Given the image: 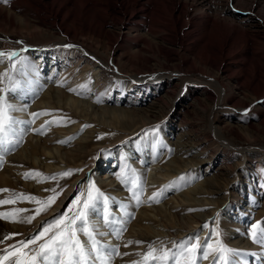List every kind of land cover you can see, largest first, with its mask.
Listing matches in <instances>:
<instances>
[{"label":"rangeland","instance_id":"374dc122","mask_svg":"<svg viewBox=\"0 0 264 264\" xmlns=\"http://www.w3.org/2000/svg\"><path fill=\"white\" fill-rule=\"evenodd\" d=\"M24 17L28 22L22 25ZM85 27L99 29L112 44L108 51L97 38L77 35V44L106 60L104 66L99 62L100 69L62 53L71 46L53 45L64 36L49 33L59 29L73 35ZM154 44L160 45L159 56ZM205 45L211 58L201 65L194 53ZM0 52L18 53L13 62L20 69L10 73L18 81L15 90L6 78L0 83L6 89L0 95L13 105L17 121L9 142L0 144V178L7 181L0 184V201L19 196L45 201L53 189L59 194L39 215L35 209L42 205L35 201L0 204V213L21 210L15 222L0 218V255L67 213L91 182L109 198L110 220L117 221L104 225L102 204L90 215L98 233H105L97 234L100 243L122 254L111 264H140L150 248L174 252L196 237L214 243L210 230L219 231L222 243L241 254V264H264V248L248 237L251 225L264 227V96L239 88H264V0H0ZM164 55L169 62L163 68L157 63ZM129 58H139L161 79L136 88L130 79L134 69L147 74L128 66ZM9 63L0 59V77L9 72ZM219 82L223 91L215 88ZM56 90L68 97L47 92ZM101 109L122 110L132 118L116 121L112 110L103 115ZM34 113L41 115L34 118ZM30 155L38 159L35 164ZM189 162L196 164L184 168ZM66 171L72 175L58 176ZM27 173L41 175L26 179ZM122 173L127 184L117 179ZM167 173L172 176L164 177ZM133 174L140 205L128 190ZM52 176L58 179H45ZM71 184L70 195L53 212ZM200 188L209 194H199ZM156 192H162L159 202H150ZM191 215L208 217L179 229L174 218L186 222ZM29 216H35L31 223L20 222ZM206 223L209 229L203 228ZM149 227L162 235L141 232ZM113 231L121 232L119 239ZM197 257V264H209L202 251Z\"/></svg>","mask_w":264,"mask_h":264},{"label":"snow or ice","instance_id":"6c2138e0","mask_svg":"<svg viewBox=\"0 0 264 264\" xmlns=\"http://www.w3.org/2000/svg\"><path fill=\"white\" fill-rule=\"evenodd\" d=\"M7 58L9 60V72H5L3 77H0V83L6 78L12 86L11 90H15L18 86V81L10 74L11 72H20L13 61L18 57L16 52H0V59ZM23 67V58L18 61ZM6 89H0L4 92ZM12 104L8 102L4 95H0V144L9 142L8 137L12 131L13 124L17 123L11 116L14 111ZM41 113H34L33 117H38ZM49 115V113H43ZM52 123H59L53 121ZM159 127V126H157ZM155 131V129L153 130ZM35 175L39 177L40 173H27L25 178ZM72 175L70 171L58 174L59 177H68ZM58 176L50 178L53 181L58 179ZM117 179L122 184L128 183V178L122 173L117 176ZM131 197L135 200L136 205L142 203L140 199L139 181L135 178L131 179V187L128 189ZM3 191H8L7 189ZM53 195L45 201H39L35 197H14L0 201V204L7 205L15 203L16 200L35 201L42 207L35 209V214L39 215L45 212L55 203L58 193L53 189ZM162 192L153 193L149 198L150 202H159V197ZM109 198L106 197L96 186L89 182L86 193L77 195L73 200L68 212L55 218L52 222L42 225L38 233L26 241H20L19 245H10L8 249L4 250V254L0 255V264H111L113 256L122 255L117 248L107 247L101 244L97 239V234L104 235L105 233H98L95 225L90 221V215L95 214L98 205L102 204V216L104 225L116 224L117 221L110 220V211L108 207ZM19 211L0 213V218L15 222ZM35 216H29L26 219H21L20 222L31 223ZM204 229H209L206 223L203 225ZM214 236V243L207 241L201 242L196 237L195 242L188 244L181 243L178 250L171 252L168 250L158 251L155 248L144 254L143 261L140 264H149V261H155L156 264H168L171 259L174 264H197V253L202 251V259L209 261V264H241L240 256L236 250L225 246L221 239L220 233L217 230H210ZM115 238L119 239L121 232L113 231L110 233ZM82 237L84 239H82ZM248 237L254 244L264 248V227L261 222L251 225ZM6 237L5 239H8ZM39 241H43L38 243ZM35 246V247H30ZM126 247L128 245H125ZM11 249V250H9ZM137 264V262H133Z\"/></svg>","mask_w":264,"mask_h":264},{"label":"bare ground","instance_id":"6f19581e","mask_svg":"<svg viewBox=\"0 0 264 264\" xmlns=\"http://www.w3.org/2000/svg\"><path fill=\"white\" fill-rule=\"evenodd\" d=\"M34 8V7H33ZM171 12V11H170ZM136 18V17H135ZM40 20V19H39ZM42 21H44L43 19H42ZM23 24L22 25H25V23L26 22H28V19L26 18V17H24V19H23ZM46 25V24H45ZM130 25V24H129ZM132 25V24H131ZM26 26H27V24H26ZM94 26V25H93ZM24 27V26H23ZM28 27V26H27ZM26 27V28H27ZM206 27V26H205ZM25 28V27H24ZM52 29H54V27H51ZM25 30V29H24ZM200 30V29H199ZM27 31V30H26ZM47 31H49V29L47 30ZM56 31L57 32H49L53 37H55V38H57V35H59L60 33H62L63 34V38L62 39H60L59 40V38H57L58 40H56L54 43H53V45H55V44H58V43H61V44H63V45H68V46H71L69 49H67V50H61L62 51V53H69V54H71L72 55V57L74 58H76V61L78 62V61H82L83 59H85V60H83V62L82 63H84V64H87V65H91V67H92V64L93 63H97L98 65H100V63H101V65L102 66H104L103 64H104V62H106V60L105 59H101L98 55H96V53H94L92 50H91V48L89 49V47L90 46H88V48H87V46H86V48H84L81 44H77V42H76V39L78 38L77 37V35H78V33L80 34V35H82V34H89L91 37H94V38H97L96 40H97V43H98V45H101L102 46V49H106V50H108V51H112V44H111V42H110V40L106 37V36H104L103 34H101V32L99 31V29H94V27H92V29L91 28H87L86 29V27H85V29L83 28H79L78 30H77V32H75L73 35H70L69 33H67L66 31H61V30H59V29H56ZM201 31V30H200ZM202 33V32H201ZM88 36V35H87ZM65 38V39H64ZM93 38V39H94ZM79 39V38H78ZM99 39V40H98ZM160 39H162V38H160ZM75 40V41H74ZM91 40V39H90ZM163 40V39H162ZM78 41V40H77ZM143 41H145V40H143ZM199 42V41H198ZM169 43V42H168ZM88 43H85V45H87ZM60 46V45H59ZM169 46H170V44H169ZM171 46H172V44H171ZM209 46V45H208ZM207 46V47H208ZM154 47V48H153ZM152 47V49L156 52V54L158 55V54H161V51H160V45H157V44H154V46ZM206 47V45L204 46V48L201 50V52L199 53L198 51L196 52V53H194L195 54V58L197 59V61H198V63L199 64H201V65H204V64H206L209 60H210V58H211V55H208L206 52H207V47ZM155 49H157L158 50V52H157V50H155ZM200 49V48H199ZM43 50H48V48H43ZM127 51V50H126ZM140 51H142V49L140 48ZM82 52H84L85 54H90V55H92V56H86V55H84ZM134 54V53H133ZM159 56V55H158ZM164 57L166 58L165 60H163V63H157V65H159V66H161L162 64H167L168 62H169V57H167V56H165L164 55ZM105 60V61H104ZM104 61V62H103ZM100 62V63H99ZM262 62V61H261ZM126 64L128 65V66H133V65H137V66H140L143 70H145L146 71V74L148 75H142V74H140L139 72L140 71H137V69H134L135 70V74L130 78L131 79V82H133V84L136 86V88H138V89H142V88H147V87H149V85L147 84V83H153V82H155V80L156 81H158L159 79H161V77L159 76V74L158 73H154V70L152 69V67H146V66H144L143 64H142V62L140 61V59L139 58H136V59H131V58H129V59H127L126 60ZM100 65V67H98V69H100V68H102V66ZM264 65V64H263ZM165 67V65H162L161 67ZM260 66V65H259ZM258 66V67H259ZM163 67V68H164ZM260 69V68H259ZM92 70H93V68H92ZM104 71V70H103ZM262 71V70H261ZM105 72V71H104ZM104 72H102L101 71V73L102 74H104ZM149 73V74H148ZM101 74V75H102ZM253 75V74H252ZM97 76H99L100 77V72H98V74H97ZM263 76V75H262ZM264 77V76H263ZM156 84V83H155ZM241 84V83H240ZM239 84V85H240ZM157 85V84H156ZM134 86V87H135ZM147 86V87H146ZM217 87H218V89H222V91H223V86H222V84L219 82L218 83V85L215 87L216 89H217ZM244 87H248V89H250V91L254 94V96H256V98H258L259 96H264V88L263 89H259L258 87H257V85L256 86H246V85H240V87L239 88H241V89H244ZM143 90V89H142ZM145 91V90H144ZM47 92H49V95L52 97V95L55 97V98H57L58 97V99H61V98H66V97H68V96H66L65 95V93L63 92V91H59V92H57V90L56 91H54V93H53V91H47ZM203 94H206L207 95V99H209V100H212L213 99V97H212V95H211V93L210 92H208V91H204L203 92ZM195 97V96H194ZM194 99V101H195V103L197 104V106H201V104H200V100H198V98H193ZM69 103H71V104H76V102H73V101H70ZM242 106H245V103L244 102H242ZM216 107V106H215ZM101 110H103V112L101 113V114H103V115H105V114H110L111 113V110L110 109H101ZM115 111H118V112H115ZM112 112L114 113V120H116V121H124V120H130L132 117H129V118H127V116H126V112H122V110H115V109H113L112 110ZM149 117L150 116H146V117H144V121H145V123L146 122H148V120H149ZM150 122V121H149ZM263 125H264V122L262 123ZM212 127V129L214 128L213 126H211ZM88 138H90V140H92L93 139V137H88ZM84 141H86V140H84ZM178 148V147H177ZM56 150H55V154H58L60 151H57V148H55ZM178 153V152H177ZM52 155V153L50 154V153H48V156H51ZM182 156H184V155H182ZM19 157V156H18ZM27 157V156H26ZM34 156H31L30 155V159L31 158H33ZM181 157V156H180ZM35 159H34V164H35V161L37 162L38 161V159L36 158V157H34ZM171 163H173L174 164V162L172 161ZM192 164H196V162H189L188 163V165L186 166V165H184V168H187L188 166H191ZM50 167V166H49ZM50 169V168H49ZM173 173L175 174V171H173ZM164 175V174H163ZM168 176H172V174H170V173H167V174H165L164 175V177H168ZM77 180V179H76ZM5 183H7V181L3 178V177H1L0 178V184H5ZM9 183V182H8ZM73 183V182H72ZM73 186H74V184H71V186H70V188L69 189H67L65 192H64V194L62 195V197L60 198V200H59V202H58V204L55 206V208L52 210L53 212L54 211H58L59 210V208L61 207V205H62V203L68 198V196L70 195V193H71V191H72V189H73ZM198 187V185L195 187V188H197ZM195 188H193V189H195ZM200 190V191H199ZM198 191H199V194H200V192H201V190L202 191H204V194L205 195H207V194H209V191H207V189L206 190H203V189H199ZM202 194V193H201ZM205 200V199H204ZM190 201H192V204H195V201H196V199H192V200H190ZM198 201H199V203H200V201L201 200H199L198 199ZM203 201V200H202ZM156 209V208H155ZM157 211H160V212H162V210L160 209V208H157L156 209ZM213 211V210H212ZM196 213V212H195ZM192 216V215H191ZM46 217V216H45ZM142 218H147L145 215H143V216H141ZM208 216L207 215H205V216H203V215H193L192 217H190V218H187L186 219V222H184L183 220H180V219H178L177 217L176 218H174L175 219V224L179 227V229H186V228H184L185 226H183V224H187V223H197V220H204L205 218H207ZM38 222H40V221H38ZM95 222V221H94ZM40 224V223H39ZM190 226V225H189ZM151 228H155V227H149V228H146V229H144V228H141V232H148V234H149V236H153V237H155V236H161L162 235V233L159 231V230H157V231H152V229ZM181 232H184V230H180ZM186 231V230H185Z\"/></svg>","mask_w":264,"mask_h":264}]
</instances>
